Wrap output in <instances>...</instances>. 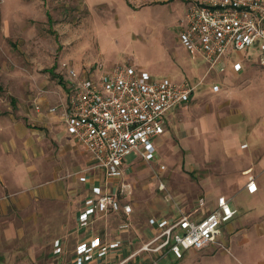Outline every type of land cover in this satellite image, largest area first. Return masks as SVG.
I'll list each match as a JSON object with an SVG mask.
<instances>
[{
  "label": "rangeland",
  "instance_id": "rangeland-1",
  "mask_svg": "<svg viewBox=\"0 0 264 264\" xmlns=\"http://www.w3.org/2000/svg\"><path fill=\"white\" fill-rule=\"evenodd\" d=\"M186 5L0 0V264L48 262L58 225L71 227L85 199L88 187L78 175L93 178L101 170L59 115L38 113L33 104L66 99L67 65L98 78L103 70L133 64L154 76L197 83L156 157L127 155L123 178L131 184L126 199L136 218L188 209L210 189L235 204L242 176L264 177V53L247 57L240 72L211 67L179 39ZM220 242L188 249L196 253L191 260L187 251L178 259L152 252L149 261L139 256L136 264H218L211 261L221 253L227 264H239L234 230L223 231Z\"/></svg>",
  "mask_w": 264,
  "mask_h": 264
},
{
  "label": "built area",
  "instance_id": "built-area-1",
  "mask_svg": "<svg viewBox=\"0 0 264 264\" xmlns=\"http://www.w3.org/2000/svg\"><path fill=\"white\" fill-rule=\"evenodd\" d=\"M179 39L190 53L202 54L211 67L231 50L258 48L264 53V0H188ZM240 69L241 63L235 62ZM67 98L47 106L50 116L59 115L67 131L89 152L105 173V184H92L78 213V223L88 226L92 219L108 211H123L127 217L133 207L124 201L131 193L126 181L127 155L135 152L143 159L156 157V141L164 132L167 113L192 98L197 87L190 79L176 80L168 75L154 76L133 64H119L103 70L98 78L67 65ZM214 88H219L215 83ZM38 111L42 105L36 103ZM86 180L85 174H79ZM160 188H165L163 180ZM249 192L257 190L255 178L246 184ZM178 206V204H177ZM179 208V207H178ZM236 208L231 197L218 194L212 205L199 196L188 209L176 214L152 215L149 223L156 233L130 255L112 264H127L139 251L156 255L173 253L177 258L188 249H202L221 244L223 226L234 218ZM129 219L121 222L128 228ZM118 237L103 240L89 236L75 247V264L103 259L122 247ZM54 252H62V240L54 239Z\"/></svg>",
  "mask_w": 264,
  "mask_h": 264
},
{
  "label": "crops",
  "instance_id": "crops-1",
  "mask_svg": "<svg viewBox=\"0 0 264 264\" xmlns=\"http://www.w3.org/2000/svg\"><path fill=\"white\" fill-rule=\"evenodd\" d=\"M258 53H261V51L256 47H250L249 49L242 51L231 49L220 60L218 64H220V66L222 67L221 69H223L222 72L223 74L231 73V71L240 72L247 69L246 58L251 55L253 56V54L255 55ZM235 62L241 63L240 69L236 70L234 68L233 65ZM176 70L180 71V69L178 68H176ZM168 76L172 77L171 75ZM195 94L196 91H194L192 98L195 97ZM186 102L187 101H184L178 104L167 113L165 132L159 138H157L156 141L157 150L159 149V144L161 143V140L164 139V137L169 136L168 125H171V123L174 120V117L179 116L180 111H182L183 105ZM36 103L41 104L43 109L42 111H38L37 109H35L36 112L45 114L50 117V114L47 111L48 104H43L39 100L38 101L36 100L33 103L34 106L36 105ZM72 137L77 141V139L74 136ZM128 165L127 166L125 165L126 172L128 171V167L130 166ZM99 168L101 169V167ZM85 175H86V180H82V181H84L85 186L88 187L87 192L85 194L86 197L90 193L92 184H105V179H104L105 173L101 169L100 172L93 178L90 177L88 174ZM244 176L246 177V179H244L242 176L238 193L235 196V204H233V206L236 208V214L233 218L234 221H232L233 220L232 219L231 220L232 222L230 221L223 226V230L219 238L221 239V235L223 234V231L226 232L228 230L230 232L234 230V255L236 256L235 258L239 261V264H264V177H262L261 175H253V174H250V176L248 175H244ZM252 177L255 178V181L257 183V190L253 193L249 192L246 188L247 182ZM215 191H216L215 189H210L209 191L203 192V194L199 196H204L207 199L208 204L212 205L215 202V199L218 194L223 193L228 195L225 192L216 193ZM124 201H127V199L125 198ZM131 205L133 207L132 203ZM81 207L82 204L77 210L78 212H76L75 214V221H73L71 225V227H74L72 230L68 231V228L71 227H67L63 223L58 225L57 227L58 234L52 238V249H51L52 253H50V255H47V257H49L48 262H44L42 264H75L74 257H75L76 244L80 240L86 237L99 236L103 240H112L118 237H122L124 243L120 249L112 251L103 259L91 260L85 263V264H112L115 261L130 255L133 251H135L143 243L148 241L156 233V228L153 227L148 221L149 217L152 215H150L147 218V220L142 218L139 219L136 218L135 215L133 216L132 213L129 215V217H127L122 210L119 212L108 211L96 215L88 226L82 227L78 223V213ZM173 208L174 207H172V210H170L169 213L167 210L153 215L169 216L172 214H176L177 211L173 213L174 212ZM126 219H129L130 225L128 228L121 229L119 225L121 224V222L125 221ZM56 238H60L62 240L63 249L62 252L60 253L54 252L53 243H54V239ZM235 242L238 245H235ZM236 248L238 252L236 251ZM256 250H258L257 253ZM30 253L32 255L35 253V251L31 249ZM153 254L156 255L155 252H153ZM153 254L152 252L147 250L140 251L135 256H133L127 262V264H136V261L139 259L138 258L139 256L141 258L140 260H143L142 262H146V260L149 261ZM195 254L196 253H194V250L187 251L186 257H188L191 260ZM220 255L225 256L226 254L221 253L215 255L211 262L212 263L218 262V264H227V261L225 260L223 261ZM161 256H165V258L172 256L173 258L178 259L171 252L170 253L168 252ZM173 262L171 263L175 264L176 260H174ZM204 262H207V260H204Z\"/></svg>",
  "mask_w": 264,
  "mask_h": 264
},
{
  "label": "trees",
  "instance_id": "trees-1",
  "mask_svg": "<svg viewBox=\"0 0 264 264\" xmlns=\"http://www.w3.org/2000/svg\"><path fill=\"white\" fill-rule=\"evenodd\" d=\"M0 88H1V85H0Z\"/></svg>",
  "mask_w": 264,
  "mask_h": 264
}]
</instances>
